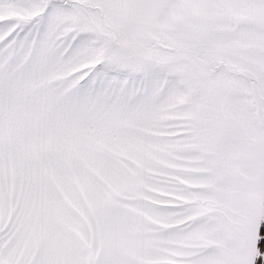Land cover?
<instances>
[{
	"label": "snow or ice",
	"instance_id": "1",
	"mask_svg": "<svg viewBox=\"0 0 264 264\" xmlns=\"http://www.w3.org/2000/svg\"><path fill=\"white\" fill-rule=\"evenodd\" d=\"M0 264H264V0H0Z\"/></svg>",
	"mask_w": 264,
	"mask_h": 264
}]
</instances>
